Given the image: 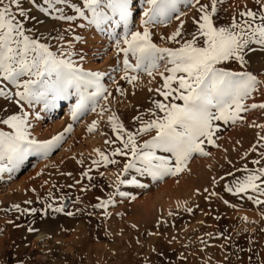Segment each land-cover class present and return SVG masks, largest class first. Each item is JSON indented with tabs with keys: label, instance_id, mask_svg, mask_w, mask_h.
I'll return each instance as SVG.
<instances>
[{
	"label": "rangeland",
	"instance_id": "1",
	"mask_svg": "<svg viewBox=\"0 0 264 264\" xmlns=\"http://www.w3.org/2000/svg\"><path fill=\"white\" fill-rule=\"evenodd\" d=\"M227 2H217L213 15L217 26H229L233 18L237 22L251 19L240 15L231 18V13H224L221 8ZM211 4L212 0H181L170 21L150 25L154 33L158 34L157 29L162 31L155 44L164 47L165 35L176 32L182 22L184 38L180 41L190 40L199 27L201 5H208L210 11ZM246 4L244 12L261 10L257 0L247 4L249 7ZM20 6L27 15L19 17L17 13V18L26 34L47 44L58 57L70 59L74 66L84 69L109 68L117 49L124 46L125 32L139 31L147 19L144 13L152 7L147 0H129L125 24L102 4L101 10L111 19L96 25L91 23L92 13L84 0H21ZM179 13L183 15L176 19ZM61 16L72 19H60ZM171 43L170 48L180 46ZM249 48L244 53L245 65L232 60L225 68L252 72L264 81V47L251 44ZM160 72H164L163 64L153 75ZM105 73L99 82L110 90L114 81L111 79L115 78L109 70ZM0 87L9 93L0 96V131L10 132V127L2 123L4 119L27 113L30 138L48 141L63 134L59 145L47 156L29 154L11 166V171L7 161L3 162L0 264H264V204L255 202L264 201V195L250 189L239 194L227 191L228 187L235 188L249 171L264 166V108L249 107L241 114L244 119L235 123L217 121L215 145H203L208 155L193 154L183 171L154 179L136 169L125 172L130 156L106 154L118 164L104 165L99 152L105 153V137L98 130L84 140L71 141L77 121L94 122L91 117L97 111L84 112L74 121V129L60 132L72 120L73 112L69 114L65 109L79 100L74 89L44 114L48 106L44 99L17 103L15 92L23 89L2 81V77ZM254 103L264 104V85L246 101L249 106ZM153 111H139L137 116L142 119L136 116L133 120L135 132L144 121L154 119ZM154 135V131L138 135L137 143L143 145ZM157 155L170 154L157 151ZM256 160L261 163H253ZM137 167L142 166L138 163ZM164 189L168 192H162ZM104 201L110 202L97 207ZM58 208L63 211H56ZM41 232L46 237L36 240Z\"/></svg>",
	"mask_w": 264,
	"mask_h": 264
},
{
	"label": "snow or ice",
	"instance_id": "2",
	"mask_svg": "<svg viewBox=\"0 0 264 264\" xmlns=\"http://www.w3.org/2000/svg\"><path fill=\"white\" fill-rule=\"evenodd\" d=\"M35 3V0H32ZM51 2V0H49ZM64 2V0H58ZM152 7L145 12L144 30L125 32L121 48L124 54L125 78L129 83L138 79L137 76H127L128 71H144L149 76L157 71L161 64L164 72H160L163 84L156 89L163 100L154 101L156 111L152 112L154 119L144 121L137 132L124 129L115 115L109 117L116 139L122 147L115 148L111 156H130L124 165V171L136 169L141 173H148L154 179H161L166 175H175L183 171L193 154L208 155L203 147L205 142L215 145L213 136L219 129L217 121L225 124L235 123L244 119L241 115L251 108H264V104H246V101L257 92L264 81L252 72L231 71L220 65L236 60L242 66L246 64L245 50H251V44L264 47V0H257L261 10L255 12L247 10L243 17H249L241 22L233 18L229 26H217L213 22V15L217 12L218 0H212L209 11L208 5H201L198 30L192 34L190 40L181 43L183 22L180 28L169 39L180 44L177 48H161L152 41V33L147 27L157 22H167L172 14L178 12L181 0H147ZM189 3L192 0H188ZM199 3V0H195ZM84 4L92 13L91 23L99 25L111 19L109 14L101 10V5L118 15L120 21L127 23L129 17V0H84ZM21 0H0V77L22 91L15 92L20 101L31 103L33 100L49 102L67 98L70 90L75 89L79 100L73 111V119L90 108L96 110L99 99H107L104 95L106 88L99 82L100 73L85 72L74 66L70 59L58 57L49 50V46L26 34L24 25L19 17L27 13L20 6ZM15 6V8L13 7ZM80 16H85L83 11ZM183 13L175 18L180 19ZM60 19L71 20L72 17L61 16ZM258 21V22H257ZM119 47V43L117 44ZM135 57V63L128 59ZM167 73V75L165 74ZM22 77H28L21 80ZM95 91H89V89ZM9 93L0 87V96ZM50 98V100H49ZM160 113V114H157ZM23 116L12 115L2 121L12 132L0 131V172L5 170L4 161L9 165L8 170L22 162L32 153L47 156L63 139V134L48 141H38L30 138L29 124ZM137 119H140L137 117ZM264 127V125H261ZM95 123L89 128L93 131ZM69 131L71 126H69ZM154 131L155 135L143 145L137 143V136ZM264 140V137H261ZM116 141H112L115 143ZM255 150V149H253ZM157 151L170 155H157ZM104 165L115 164L118 161L110 159L103 152H99ZM264 158V153H261ZM99 164V161H94ZM142 167H137V164ZM260 164V160L253 161ZM259 182V183H258ZM124 183V181H120ZM132 183H135L133 180ZM264 166L248 174L236 182L235 188L228 187L227 191L236 194L259 192L264 195ZM126 195L125 193H119ZM252 199V197H249ZM110 201H104L97 207H105ZM258 204L264 201L255 200ZM227 203V201H225ZM56 211H63L62 208Z\"/></svg>",
	"mask_w": 264,
	"mask_h": 264
},
{
	"label": "bare ground",
	"instance_id": "3",
	"mask_svg": "<svg viewBox=\"0 0 264 264\" xmlns=\"http://www.w3.org/2000/svg\"><path fill=\"white\" fill-rule=\"evenodd\" d=\"M252 1L253 0H229V2H227L226 5L221 6V8H222V11L224 13L225 12L231 13L230 14L231 18H233L232 17L233 15H238V17L240 15L242 17V15L240 13H241V11H243V9H242L243 6H245L246 3L247 4L251 3ZM253 3H255V1ZM238 17L236 19H238ZM150 25H148L147 27L149 28L150 32L152 33L153 43H156L158 41L159 36H160L159 34L162 31H160L161 29H157L156 32H158V34L154 33L155 31L154 32L152 31V27H150ZM63 26H64V24H63ZM144 27H145V24H143L140 27L141 29L139 31L142 32L144 30ZM171 34L167 33V35H165V37L163 39V44H165V45H163L164 47H162V48H170V46L173 45L171 43V40L169 39V37H171ZM183 38H184L183 35H181V37H178L179 40H181ZM125 47H127V46L124 44V46L121 48H125ZM175 47H177V46H175ZM121 48L117 49L116 58L110 64L109 68H107V69H84V68L79 66V68H82L85 72L100 73L101 74L100 78L103 77L105 74H107L105 72H107L109 70V74L111 75V77L115 78L116 80L111 79L114 81L111 85L110 90L108 89V87H106L107 91L105 92V94H107L106 96H108L107 99H103V98L99 99L98 106L96 107V110H95V111H97V113H95V115L93 117H91L92 119H94V122L88 121V123H87V120H85V119H83L82 121L78 120V117L81 114H79L77 116V119H73V114H72V116L70 115L72 118V120H71L72 122L71 121H70V123L66 122L64 124V126L62 127V130L60 131L62 133H67L69 131L68 130L69 126H71V128H73L74 121L78 120L77 121L78 122V128L73 132V135L71 137V141L79 140V139L84 140L87 135H91V132H93V131H89V128L95 123L94 130H98L101 137L102 136L105 137V139H102V143L105 145L103 147L105 155L109 154V153L111 154L115 148L121 147V144H122L121 143L119 145V140L116 139V133L113 131L112 126H111V122L109 121L110 116L115 115L116 117L119 118V122H121L123 124L124 129H126L127 131H130V132H135L136 130L134 129V126H133L134 125L133 120H135V117L137 115L139 116V114H138L139 111L146 110L147 113H149L148 111H153V110L156 111L154 101L163 100V97L160 96L159 93L156 91V89H160L162 87V84H163V78L160 76L159 73H157L156 75L149 76L144 71H139V72L128 71L127 76H137L138 77V79L136 81L129 83L128 79L125 78L126 73H125V67H124V63H123L125 57H124L123 52L120 51ZM63 58H65V57H63ZM128 59L131 63H135V57H132L131 55H129ZM221 66L228 67V66H230V63L225 62V64H223ZM165 74L167 75V73H165ZM27 78L28 77H24L23 79H27ZM103 86H104V84H103ZM89 91H95V89L94 90L89 89ZM75 92H76V90H75ZM118 94H120V95L117 96ZM75 95L79 98V96L77 95V92L75 93ZM119 102L121 103L120 106H118L120 104ZM69 104H71V103L69 102ZM53 106L57 107L58 101H55L54 103L49 102L48 106L44 110V114H48L51 107H53ZM74 108H75V105L71 104L70 106L67 107V109H65V111L70 114L71 112H73ZM14 109H16V108H14ZM16 110L18 112V109H16ZM89 110H91V108ZM13 112H15V111H13ZM157 114H160V113H157ZM103 115H106V116L103 117ZM9 130H10V132L13 131V129H11V128ZM112 141H116V142L112 143ZM108 147L111 148L112 150L110 151ZM166 186L169 187V185H166ZM166 191L167 190L164 189L162 192H166ZM44 236H45V232H41L37 236L36 240H39Z\"/></svg>",
	"mask_w": 264,
	"mask_h": 264
}]
</instances>
